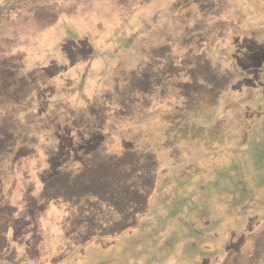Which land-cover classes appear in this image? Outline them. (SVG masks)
Here are the masks:
<instances>
[{"label":"rangeland","instance_id":"1","mask_svg":"<svg viewBox=\"0 0 264 264\" xmlns=\"http://www.w3.org/2000/svg\"><path fill=\"white\" fill-rule=\"evenodd\" d=\"M221 259L264 264V0L14 12L0 26V264Z\"/></svg>","mask_w":264,"mask_h":264},{"label":"trees","instance_id":"2","mask_svg":"<svg viewBox=\"0 0 264 264\" xmlns=\"http://www.w3.org/2000/svg\"><path fill=\"white\" fill-rule=\"evenodd\" d=\"M35 0H0V26L10 16ZM203 258V257H202Z\"/></svg>","mask_w":264,"mask_h":264},{"label":"crops","instance_id":"3","mask_svg":"<svg viewBox=\"0 0 264 264\" xmlns=\"http://www.w3.org/2000/svg\"><path fill=\"white\" fill-rule=\"evenodd\" d=\"M222 260V259H221ZM217 261V260H216ZM223 262L221 263V264H224V263H226V261H227V259L225 260H222ZM201 264H216V262H202Z\"/></svg>","mask_w":264,"mask_h":264}]
</instances>
